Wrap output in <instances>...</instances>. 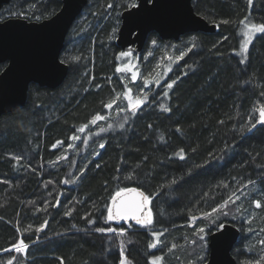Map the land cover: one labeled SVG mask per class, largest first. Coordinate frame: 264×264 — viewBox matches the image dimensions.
Returning <instances> with one entry per match:
<instances>
[{
  "label": "trees",
  "instance_id": "16d2710c",
  "mask_svg": "<svg viewBox=\"0 0 264 264\" xmlns=\"http://www.w3.org/2000/svg\"><path fill=\"white\" fill-rule=\"evenodd\" d=\"M128 3L88 0L60 53L68 65L63 82L54 89L31 84L25 104L0 116V264L11 257L15 264H119L121 239L131 264H150L154 255H162L163 264H203L208 247L196 229H208V241L216 227L202 212L233 191L240 199L229 202L228 216L214 214L216 222L239 229L231 251L237 264L262 262L264 125L251 124L264 105V33H255L241 53V21L264 24V0L251 6L248 0H192L195 13L216 31L177 41L149 34L147 42L186 49L166 60L164 80L144 85L140 108L107 121L112 108L106 105L127 87L117 71L122 51L115 38ZM60 6L61 0H9L0 21H41ZM97 113L105 119L90 124ZM180 149L184 159L175 155ZM124 187L152 194L151 225L107 220L112 197ZM190 216L198 219L190 222ZM97 227L126 229L119 236ZM152 232L163 233L155 248H149ZM21 238L29 245L26 256L7 251Z\"/></svg>",
  "mask_w": 264,
  "mask_h": 264
},
{
  "label": "water",
  "instance_id": "95a60500",
  "mask_svg": "<svg viewBox=\"0 0 264 264\" xmlns=\"http://www.w3.org/2000/svg\"><path fill=\"white\" fill-rule=\"evenodd\" d=\"M9 0H0V9ZM88 0H61V6L49 18L28 21L10 17L0 21V116L21 108L28 96L31 84L54 89L65 79L68 65L61 63L60 53L66 34L82 13ZM139 7L127 8L120 13V24L115 43L121 51L140 55L149 34L160 40L177 41L182 35L193 32L213 33L216 25L196 14L192 0H137ZM135 28L138 37L129 36ZM262 106V105H261ZM258 106L255 111V127L259 121ZM122 220L117 222H132ZM222 233L217 230L208 236V256L203 264H237L231 254L240 231L224 223ZM259 264H264V260Z\"/></svg>",
  "mask_w": 264,
  "mask_h": 264
},
{
  "label": "snow or ice",
  "instance_id": "6c2138e0",
  "mask_svg": "<svg viewBox=\"0 0 264 264\" xmlns=\"http://www.w3.org/2000/svg\"><path fill=\"white\" fill-rule=\"evenodd\" d=\"M146 2H151V0H146ZM248 4L251 6L253 4V0H248ZM33 7H35V5H33ZM127 7L129 8H137L139 7V4L137 3V0H129V3L127 5ZM107 8L111 9L113 8V4L109 3L107 5ZM21 15H25V13H20ZM37 19H39V17H37ZM247 19V17L245 18V20ZM222 23H229V21L224 20L222 21ZM241 24L244 25L246 31L244 32V42L241 44V53H246L248 51V46L251 43L252 40V33L253 31L255 32H259V33H264V24H254V23H245L244 20L241 21ZM115 32V29L113 30ZM139 33H137L135 31V28H130L129 29V36L132 38H136L138 37ZM111 39V37H110ZM153 44H155V41L152 42ZM191 50V49H190ZM189 50V51H190ZM121 56H128L130 55L129 52H122L120 53ZM78 59V58H76ZM241 63H244V60L242 59L240 61ZM61 63H63V61H61ZM123 69L121 68H117V71L120 72ZM132 78L133 80L136 79V73L133 72L132 73ZM173 83H175L173 81ZM173 83H168L167 84V88L171 89L173 87ZM145 84H147V81H145ZM129 92L131 91L130 89L128 90ZM143 101H137L136 103H132L131 100L129 101V107L130 110L135 112L138 108H140L142 106ZM113 106V102H109L106 107L111 109ZM162 110L163 111H170V109L165 108L163 106ZM121 111H123V109H121ZM259 116L260 119L259 121H257V123H261L264 124V105L261 106L260 110H259ZM105 117L99 113H97L96 115H94L91 119V121L89 122L92 125H96V123L98 121H102L104 120ZM249 123H251V121H249ZM256 125L255 124H251V127L254 128ZM88 125H83L80 127L79 131L80 132H84L87 129ZM109 127H111V125H109ZM120 127H123V124L120 125ZM149 127H151V125H149ZM179 131V129H177ZM249 130H251V128H249ZM101 131H103V129H101ZM72 140H77L79 139V137L77 136H73L71 137ZM61 141H57V144H61ZM84 143H87V141L85 140ZM53 147H55V145H53ZM101 148L104 147V144L100 145ZM177 157H179L180 159H184V150L180 149L179 152H177L175 154ZM14 159H16L17 161H19L20 159H22L21 157H14ZM131 176H127L125 177V179H131ZM68 181H65V183H67ZM172 183H175V181L173 180ZM249 183H254V181H249ZM225 187H227V185H225ZM233 197H235V199H233ZM240 197L238 195H236V192L233 191L227 199H225L222 203L216 205L215 207L212 208L211 212H202V217L205 219H212V222L215 223V227L218 233H222L223 230L226 228V225L223 222H219L217 223L216 220L218 219V216H214V214H218V215H223V216H228L230 214L229 211H224L226 208H228L229 202L231 201V203L235 204L237 200H239ZM152 200V194H146L145 191L140 190L139 188H134V187H124V188H119L116 192L115 195L112 197V205L111 207L108 208V215H107V220L108 221H122V220H135V222L137 224L143 225V226H148L151 225L153 223V214L152 212L149 210V205L151 203ZM255 207L257 209L261 208V202L260 201H254ZM237 211L240 210L239 206L236 209ZM198 219V217L196 216H190L189 220L190 222H195ZM233 219H235V217H233ZM250 222V221H249ZM89 223H94V221H89ZM192 226L195 227V224L193 223ZM43 226H41L42 228ZM41 229H37V231H40ZM17 231H19V229H17ZM96 232L98 233H106V232H116L117 230L114 228H101V227H97L95 229ZM197 235L199 237V240L201 242H203L205 244V246L207 245V235L209 233V230L206 229L205 227H198L196 229ZM119 235L123 236L124 232L121 231L119 233ZM153 237L155 239L154 243H150L149 244V248H155L157 246V243H160L161 241L159 240V236L163 235V233H155L153 232ZM193 243H195V241H193ZM121 244H123V242H121ZM261 244H264V241H261ZM176 247V245H173L171 248H169V251L174 250ZM29 248V245L27 243H25L24 239L21 238L19 239L13 246L12 249H8L7 251H14L17 254H22V255H27V250ZM163 259L164 257L162 255L160 256H153L150 264H163ZM262 260H264V257H261ZM15 260L16 257H11L8 261L7 264H15ZM61 264H63V260H61ZM119 264H131V262L127 259V257L124 255L123 249H121V253H120V262ZM256 264H259V261L256 262Z\"/></svg>",
  "mask_w": 264,
  "mask_h": 264
},
{
  "label": "rangeland",
  "instance_id": "374dc122",
  "mask_svg": "<svg viewBox=\"0 0 264 264\" xmlns=\"http://www.w3.org/2000/svg\"><path fill=\"white\" fill-rule=\"evenodd\" d=\"M245 31L246 29L245 27H243L242 43L244 42V39H245V36H244ZM255 33L257 32L253 31L252 36ZM177 50L179 51L177 53L178 56L181 55L182 52L184 51V50L181 51L180 48L174 47V46H171L167 49L165 46L162 47L160 45H157L156 43L153 44L152 42H147V44L144 45L143 51L140 55H135L131 52H129L130 55L128 56L120 55V59H122V62L119 68L123 70L118 72V75L121 76L122 79L125 80L127 87L125 91L122 93L123 94L122 98H119V95L114 96L113 101H111L113 102L112 114L109 113L108 118H106L105 120L108 121L109 118L120 114L121 109L123 110L130 109L129 107L130 100L132 103H136L138 100L143 101V95L144 93L147 92V91L146 92L143 91L144 85L151 84V80L152 81L154 80V82H161L162 80H164L165 74H166V64H165L166 60L171 59L170 56L174 55V53ZM145 63H146V66H145ZM141 70H143V77H141L140 75ZM133 72L136 73L135 80H133L132 78ZM145 81H147V84H145ZM129 89L131 90L130 92L128 91ZM123 223H125L126 225V223H129V222H123ZM126 228L130 229L129 226L128 227L126 226ZM125 229H118L116 233L119 235L121 231L125 232ZM155 233H161V232H155ZM152 234H151L152 240H153L152 243H154L155 239ZM160 239L161 237L159 236V240ZM121 241L123 242V244H121V249H123L124 240L121 239Z\"/></svg>",
  "mask_w": 264,
  "mask_h": 264
}]
</instances>
